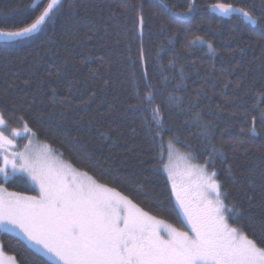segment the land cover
<instances>
[{
  "label": "trees",
  "instance_id": "trees-1",
  "mask_svg": "<svg viewBox=\"0 0 264 264\" xmlns=\"http://www.w3.org/2000/svg\"><path fill=\"white\" fill-rule=\"evenodd\" d=\"M190 2L66 0L65 10L34 39L0 43V100L14 101L27 114L30 126L40 132L38 140L58 150L69 166L180 228L175 214L160 211L171 208L175 193L164 175L153 172L152 145L134 107L142 39L149 74L161 89L158 102L174 92L172 83L167 87L160 83L163 77L175 83L183 75V90L174 94L183 96L186 105L197 90L203 91L199 110L214 125L217 143L244 140L225 143L226 162L217 167L227 178L231 165L232 178L226 179L230 199L241 206L240 223L260 245L264 234V125L259 116L264 110V25L248 24L241 16H219L210 6L234 3L251 11L249 5L259 9L261 0H195L193 12L177 29L163 11L164 4L183 11ZM42 3L0 0V27L14 30V22L30 20L37 14L33 5ZM71 3L76 5L74 10L68 9ZM140 4L146 25L142 37L134 23ZM196 36L209 41L216 51L199 43L187 47ZM164 111L176 134L200 147L196 129L189 133L185 127L188 116L178 107ZM253 115L259 133L254 136L249 132ZM25 179L5 181L1 176L0 183L10 191L35 195ZM18 240L11 233H0L2 251L18 264H44L48 259L34 249L26 251Z\"/></svg>",
  "mask_w": 264,
  "mask_h": 264
},
{
  "label": "snow or ice",
  "instance_id": "snow-or-ice-1",
  "mask_svg": "<svg viewBox=\"0 0 264 264\" xmlns=\"http://www.w3.org/2000/svg\"><path fill=\"white\" fill-rule=\"evenodd\" d=\"M65 2L43 0L42 6L33 5L37 14L30 20L14 22V30L0 27V41L22 44L34 39L65 10ZM75 7V3L68 5L69 10ZM194 8L195 0H191L183 11L167 3L163 11L180 29ZM210 8L220 16L239 14L248 24L264 25V0L259 9L249 5L251 11L234 3H215ZM257 12L258 15L254 14ZM134 23L142 37L146 26L142 4L137 8ZM198 43L206 44L213 53L216 51L201 36L186 46ZM139 63L141 73L136 78L134 107L141 114L152 145L153 172L164 175L175 193L171 208L162 207L160 211L175 214L181 227L144 211L128 196L86 172L61 163L57 155L62 154L52 145L33 147L40 132L30 126L27 114L14 101L0 100V176L5 181L26 178L23 182L35 191V195L8 192L0 184V233L15 234L26 251L34 249L48 258L44 264H264V234L260 245L249 238L240 223L241 206L230 199L226 179L232 178L231 165L227 178L221 176L217 167L226 162L224 144H242L244 140L217 143L214 125L205 121L199 110L203 91L197 90L186 105L183 96L174 94L183 90V75L175 83L163 77L160 83L165 87L172 83L174 92L158 102L161 89L149 74L142 39ZM172 107L180 108L188 116L185 127L189 133L193 127L196 129L195 140L200 147L182 139L168 125L164 109ZM259 116L264 125V110ZM256 118L251 116L249 132L253 136L259 134ZM21 138L27 143L18 144ZM176 159L185 161L187 185H177ZM261 176L264 177V171Z\"/></svg>",
  "mask_w": 264,
  "mask_h": 264
},
{
  "label": "rangeland",
  "instance_id": "rangeland-1",
  "mask_svg": "<svg viewBox=\"0 0 264 264\" xmlns=\"http://www.w3.org/2000/svg\"><path fill=\"white\" fill-rule=\"evenodd\" d=\"M24 143H27V141L24 140V139H22V138L21 139H18V144L23 145ZM43 144H45V143L39 141L38 139H36V140L33 141V147H36L38 149L40 147H42ZM57 159L61 163H64V164H67L68 165V163H66L65 160L61 159L59 155H57ZM174 167H175V171H176L177 185L180 186L182 183L185 184V185H187L188 184V178L184 174V172H185V161L182 160V159H176V160H174ZM8 192H14V191L8 190ZM11 234H13V233H11ZM13 235H15V234H13ZM0 264H18V263L14 260L13 257H11L10 255H8L7 253H5L3 251H0Z\"/></svg>",
  "mask_w": 264,
  "mask_h": 264
},
{
  "label": "water",
  "instance_id": "water-1",
  "mask_svg": "<svg viewBox=\"0 0 264 264\" xmlns=\"http://www.w3.org/2000/svg\"><path fill=\"white\" fill-rule=\"evenodd\" d=\"M234 16H240L239 14H233ZM220 16V15H219ZM241 17H243V16H241ZM37 35V34H36ZM0 43H6V42H4V41H0Z\"/></svg>",
  "mask_w": 264,
  "mask_h": 264
}]
</instances>
